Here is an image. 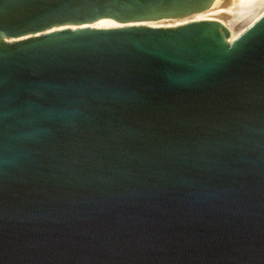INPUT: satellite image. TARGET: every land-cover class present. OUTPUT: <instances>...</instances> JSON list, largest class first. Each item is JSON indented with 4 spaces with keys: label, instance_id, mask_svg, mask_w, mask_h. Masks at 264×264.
Here are the masks:
<instances>
[{
    "label": "water",
    "instance_id": "1",
    "mask_svg": "<svg viewBox=\"0 0 264 264\" xmlns=\"http://www.w3.org/2000/svg\"><path fill=\"white\" fill-rule=\"evenodd\" d=\"M213 0H0V264H264V14Z\"/></svg>",
    "mask_w": 264,
    "mask_h": 264
},
{
    "label": "bare ground",
    "instance_id": "2",
    "mask_svg": "<svg viewBox=\"0 0 264 264\" xmlns=\"http://www.w3.org/2000/svg\"><path fill=\"white\" fill-rule=\"evenodd\" d=\"M264 14V0H213L211 5L200 12L190 14L180 18H162L139 23L121 24L112 19H100L90 24L73 26L65 25L43 31L42 33L27 35L24 37L8 40L2 37L7 43L45 34L61 29H80V28H97L108 29L130 25H143L153 28H176L192 22L214 23L229 34V45H232L235 39L253 22Z\"/></svg>",
    "mask_w": 264,
    "mask_h": 264
}]
</instances>
